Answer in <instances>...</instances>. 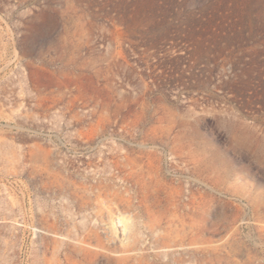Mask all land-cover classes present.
<instances>
[{
	"label": "rangeland",
	"instance_id": "374dc122",
	"mask_svg": "<svg viewBox=\"0 0 264 264\" xmlns=\"http://www.w3.org/2000/svg\"><path fill=\"white\" fill-rule=\"evenodd\" d=\"M236 1L196 45L204 0H0V264H264V0Z\"/></svg>",
	"mask_w": 264,
	"mask_h": 264
},
{
	"label": "trees",
	"instance_id": "16d2710c",
	"mask_svg": "<svg viewBox=\"0 0 264 264\" xmlns=\"http://www.w3.org/2000/svg\"><path fill=\"white\" fill-rule=\"evenodd\" d=\"M238 3L236 0H204V5L207 8L206 12L198 14L197 22L199 24L193 27L187 26L185 30H173L178 37L175 39L186 44L196 43V45L202 43L212 45V43L223 40L224 37H230L237 41L239 36L244 33L241 28L248 25L249 20V16L237 14ZM253 22L256 23L254 20ZM222 32H225V36L222 35ZM168 40L166 37L161 41Z\"/></svg>",
	"mask_w": 264,
	"mask_h": 264
}]
</instances>
